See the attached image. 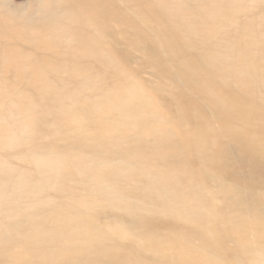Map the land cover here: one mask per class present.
Masks as SVG:
<instances>
[{"label":"bare ground","instance_id":"1","mask_svg":"<svg viewBox=\"0 0 264 264\" xmlns=\"http://www.w3.org/2000/svg\"><path fill=\"white\" fill-rule=\"evenodd\" d=\"M5 1L0 264H264V0Z\"/></svg>","mask_w":264,"mask_h":264},{"label":"rangeland","instance_id":"2","mask_svg":"<svg viewBox=\"0 0 264 264\" xmlns=\"http://www.w3.org/2000/svg\"><path fill=\"white\" fill-rule=\"evenodd\" d=\"M4 3L7 4L10 9V5L13 6L12 9L17 8V12L21 10L30 11L31 9L36 11L38 9V4H40L39 0H6ZM8 8H6V10ZM22 46L23 45H21V47ZM41 50L36 49L34 51H36L38 55L42 54V52H46L44 49ZM60 60L61 59H5V61H2V59H0V66L3 64V67H0V82L3 81L4 77L6 83L13 86L15 82V74L17 72V75L19 76L18 83H21L23 79L26 78V71L28 70L30 71L29 79L35 80V83L37 84H41L42 81H46L48 79V76L52 78V76H55L57 72H59L58 74L60 76L61 68L57 69L61 66ZM89 60V65H92ZM68 61V67L71 72H73V70H78L79 59H68ZM11 70H14V73H12ZM41 76L43 77L42 80H40ZM144 77H148L149 80L151 78L149 74L144 75ZM151 79L153 80V78Z\"/></svg>","mask_w":264,"mask_h":264}]
</instances>
